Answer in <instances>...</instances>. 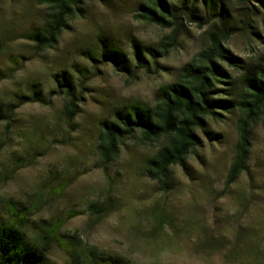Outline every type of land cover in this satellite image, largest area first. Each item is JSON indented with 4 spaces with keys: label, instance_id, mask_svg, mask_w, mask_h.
<instances>
[{
    "label": "rangeland",
    "instance_id": "obj_1",
    "mask_svg": "<svg viewBox=\"0 0 264 264\" xmlns=\"http://www.w3.org/2000/svg\"><path fill=\"white\" fill-rule=\"evenodd\" d=\"M222 1L231 14L225 47L244 62L263 59L264 5L254 0ZM144 2L83 0L55 47L39 50L34 41L18 35L42 25L49 6L38 0H0V70L21 67L12 78L0 74V104L15 102L11 119L0 121V207L8 202L36 205L40 200L33 216L40 222L72 209L78 214L63 226L66 239L80 249L120 256L134 264H264L263 112L250 121L247 170L233 183L228 182V172L244 117L239 106L221 120L207 119L205 130L198 131L201 144L184 166L173 167L166 187L146 175L147 160L164 141L145 143L141 134L125 140L106 170L95 166L101 120L130 101L154 105L157 89L176 81L181 67L209 46L213 16L200 20L179 14L176 26L164 28L135 16ZM101 39L131 58L133 39L169 50L159 57L156 69L129 75L112 62L91 60L99 56ZM222 63L238 75L235 67ZM75 65L87 66L90 75L74 120L64 115L62 93L54 94L49 105L17 106L16 94L30 83L41 82L58 91L53 73L68 70L80 77ZM54 135L63 137L64 143L53 145ZM24 154L31 156V164L13 170V159ZM77 170L85 172L51 200L53 176ZM92 204L107 211L94 213ZM50 259L69 263L68 254L58 246L52 247Z\"/></svg>",
    "mask_w": 264,
    "mask_h": 264
},
{
    "label": "trees",
    "instance_id": "obj_2",
    "mask_svg": "<svg viewBox=\"0 0 264 264\" xmlns=\"http://www.w3.org/2000/svg\"><path fill=\"white\" fill-rule=\"evenodd\" d=\"M49 6L46 19L36 29L19 33L18 38H27L35 42L39 50L55 47L69 18L79 10L83 0H38ZM147 0L140 3L135 16L139 19L171 28L178 24L179 14L203 20L213 16L212 29L209 32V46L203 49L192 61L185 63L176 81L159 87L154 95V105L141 101H130L111 111V117L102 119L101 135L96 143L98 168L107 169L119 155L126 139L141 134L145 143L164 141L154 156L146 163V175L157 180L163 187L176 165L184 166L189 154L200 144L199 130H205L207 119L221 120L225 112L239 106L244 117L239 123V138L236 145V157L228 172V182L233 183L247 170L250 146L248 126L260 111L264 113V57L256 62H244L234 56L223 43L230 28V9L222 0ZM246 1V0H241ZM264 5V0H254ZM16 38V37H15ZM14 38V39H15ZM133 58L105 39L100 40L99 56L91 57L93 62H112L116 69L129 75L137 74L138 69L154 70L159 66V57L165 56L168 48L160 50L144 46L137 40H131ZM16 65V60L11 59ZM222 62L235 67L238 75H233ZM80 77L68 70L53 73L58 91L44 87L41 82L30 83L26 91L16 94L17 106L36 102L49 105L54 94L65 96L64 115L68 121L79 114L81 91L85 88L90 69L75 65ZM95 68V66H93ZM21 67L10 66L3 78H12ZM15 102L0 104V121L11 119L15 111ZM50 142L63 144L64 138L54 135ZM30 155L17 156L12 161L13 170L31 164ZM85 171L74 173H56L50 184L48 195L56 200L73 181ZM0 207V264H55L50 259L54 246L66 251L68 264H134L114 255H107L88 248H82L66 239L62 233L67 220L78 213L67 210L63 216L50 220H34L33 216L41 203L25 205L8 202ZM91 210L101 214L106 207L92 204ZM72 243V245H71ZM71 245V246H70Z\"/></svg>",
    "mask_w": 264,
    "mask_h": 264
}]
</instances>
